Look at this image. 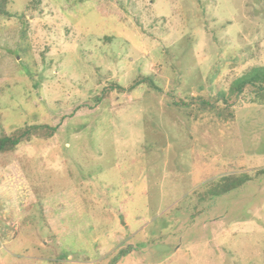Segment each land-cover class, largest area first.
<instances>
[{
  "label": "rangeland",
  "instance_id": "1",
  "mask_svg": "<svg viewBox=\"0 0 264 264\" xmlns=\"http://www.w3.org/2000/svg\"><path fill=\"white\" fill-rule=\"evenodd\" d=\"M255 69L264 0H6L0 136L104 100L0 155V264H264Z\"/></svg>",
  "mask_w": 264,
  "mask_h": 264
},
{
  "label": "trees",
  "instance_id": "2",
  "mask_svg": "<svg viewBox=\"0 0 264 264\" xmlns=\"http://www.w3.org/2000/svg\"><path fill=\"white\" fill-rule=\"evenodd\" d=\"M5 4H6V0H0V13L4 12L5 9ZM25 52H28V50H26ZM256 84H260L257 87V93L260 90H264V69H255L252 73H250L248 75V77L246 76L245 78L239 80L237 83H235V85L231 86V92L229 95L230 97L233 98L235 97V93L240 92L242 90V88H245V86L247 85H253L256 86ZM139 85L145 86L147 88H150L151 90L161 93L162 91L155 85L154 80L152 79L151 76H147V77H143V75H139V77L135 80L133 84L130 86V88L133 89ZM112 88V87H110ZM107 89V88H105ZM219 96L218 99L223 98V94L222 92H218ZM236 93V94H237ZM103 95L100 97V95H98L96 97V100L94 102V106L90 107V106H80V107H74V108H70L68 110H66L65 112H63V114L60 116V118L57 120L56 123H52V125L50 127H48V125H45L44 127L40 126V127H34L29 126V125H25L24 127L11 132L10 134H6L4 133L2 136H0V155H4L6 153H10L12 151L15 150V148L18 146V144L23 141L26 137H28L31 133H37V130L40 128V130L46 131V133L48 134V136L51 134H53L57 129L58 126L61 123H67L70 119L74 118L75 116H79L78 113L82 112V111H90L92 110V112L94 111V109L97 108V105L99 103H101L103 101ZM169 104L173 107L178 108H186L187 104L185 103L184 97H179V98H175L173 97V100L171 102H169ZM210 103L207 102H202V105L206 108H211L213 107L212 105H209ZM190 114V112L188 113V115ZM194 114V113H193ZM232 115V111L228 112V116L229 118ZM246 181H249L248 177H244V178H240L237 174H230L227 173L225 176H221L220 177V181L217 183L216 186V191H218V193H222V192H227V191H231L234 190L236 188L241 187ZM217 193V194H218ZM49 223V222H47ZM49 229L53 232V225L50 224ZM117 256V255H116ZM112 258L108 264H115L117 262L118 256L117 257Z\"/></svg>",
  "mask_w": 264,
  "mask_h": 264
}]
</instances>
